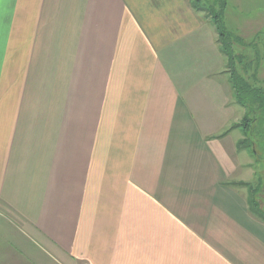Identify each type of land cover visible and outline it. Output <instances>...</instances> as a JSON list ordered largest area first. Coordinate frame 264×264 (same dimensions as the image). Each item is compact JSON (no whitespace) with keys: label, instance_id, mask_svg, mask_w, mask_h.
Returning a JSON list of instances; mask_svg holds the SVG:
<instances>
[{"label":"crops","instance_id":"0c3cea01","mask_svg":"<svg viewBox=\"0 0 264 264\" xmlns=\"http://www.w3.org/2000/svg\"><path fill=\"white\" fill-rule=\"evenodd\" d=\"M194 1L0 0V264H264L246 110Z\"/></svg>","mask_w":264,"mask_h":264},{"label":"rangeland","instance_id":"374dc122","mask_svg":"<svg viewBox=\"0 0 264 264\" xmlns=\"http://www.w3.org/2000/svg\"><path fill=\"white\" fill-rule=\"evenodd\" d=\"M199 7L210 21L217 22L223 35L221 41L231 46L232 83L236 81L243 97L247 94L246 88L261 90L264 101V0H206ZM261 132L257 128L252 133L256 156L250 161L253 172L248 170L247 182L252 188L261 183L254 198L264 214V136L261 137Z\"/></svg>","mask_w":264,"mask_h":264},{"label":"trees","instance_id":"16d2710c","mask_svg":"<svg viewBox=\"0 0 264 264\" xmlns=\"http://www.w3.org/2000/svg\"><path fill=\"white\" fill-rule=\"evenodd\" d=\"M201 1L206 0H195V5L200 6ZM201 9V7H199ZM202 10V9H201ZM213 19V18H212ZM214 25L216 27L217 33L220 38V43H223L222 40V33L221 30H219L217 22L214 21ZM224 44V45H223ZM221 44L222 50L225 53V56H227L229 59L231 57V46L228 44L223 43ZM233 85V91L235 95V101L246 110V114L243 118V123L241 124L242 128V134H243V140L241 144H245L244 146L247 147L250 150V154L255 157V149H254V142L252 141V133L254 129H261V137L264 136V101L260 97L261 90H255V89H248L246 88V96H242L241 89L238 88V85L236 81L232 83ZM247 87V86H246ZM257 115V117H254ZM256 121V122H255ZM256 124V127L255 125ZM258 181L262 182L261 178H258ZM261 183L257 184V187ZM257 187H254L253 190H251V197H255L256 193L258 192ZM252 207L254 210L258 212V202L257 200L252 199Z\"/></svg>","mask_w":264,"mask_h":264}]
</instances>
